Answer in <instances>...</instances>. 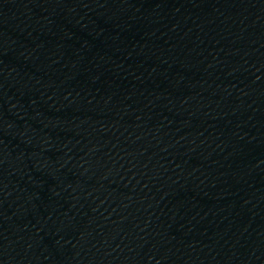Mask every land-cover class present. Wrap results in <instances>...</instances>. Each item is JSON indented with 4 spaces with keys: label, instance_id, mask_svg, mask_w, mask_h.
Returning <instances> with one entry per match:
<instances>
[{
    "label": "water",
    "instance_id": "obj_1",
    "mask_svg": "<svg viewBox=\"0 0 264 264\" xmlns=\"http://www.w3.org/2000/svg\"><path fill=\"white\" fill-rule=\"evenodd\" d=\"M0 264H264V0H0Z\"/></svg>",
    "mask_w": 264,
    "mask_h": 264
}]
</instances>
